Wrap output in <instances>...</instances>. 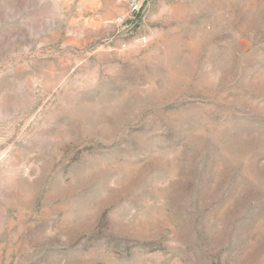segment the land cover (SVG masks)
<instances>
[{
	"label": "rangeland",
	"instance_id": "1",
	"mask_svg": "<svg viewBox=\"0 0 264 264\" xmlns=\"http://www.w3.org/2000/svg\"><path fill=\"white\" fill-rule=\"evenodd\" d=\"M130 1L0 0V264H264V0Z\"/></svg>",
	"mask_w": 264,
	"mask_h": 264
},
{
	"label": "built area",
	"instance_id": "2",
	"mask_svg": "<svg viewBox=\"0 0 264 264\" xmlns=\"http://www.w3.org/2000/svg\"><path fill=\"white\" fill-rule=\"evenodd\" d=\"M141 4L138 0H131L128 5V10L126 14L118 15L114 19V23L117 25H124L126 22V18H132L140 12ZM148 41V35L146 33L138 34V35H131L128 40L121 41L119 48L120 49H127L131 45H144Z\"/></svg>",
	"mask_w": 264,
	"mask_h": 264
}]
</instances>
